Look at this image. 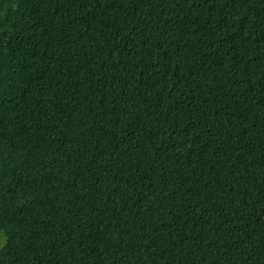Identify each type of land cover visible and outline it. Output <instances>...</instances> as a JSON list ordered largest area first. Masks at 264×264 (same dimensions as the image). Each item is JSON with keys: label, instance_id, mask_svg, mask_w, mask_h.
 <instances>
[{"label": "trees", "instance_id": "16d2710c", "mask_svg": "<svg viewBox=\"0 0 264 264\" xmlns=\"http://www.w3.org/2000/svg\"><path fill=\"white\" fill-rule=\"evenodd\" d=\"M0 264H264V0H0Z\"/></svg>", "mask_w": 264, "mask_h": 264}, {"label": "rangeland", "instance_id": "374dc122", "mask_svg": "<svg viewBox=\"0 0 264 264\" xmlns=\"http://www.w3.org/2000/svg\"><path fill=\"white\" fill-rule=\"evenodd\" d=\"M4 244V236L1 234L0 235V248Z\"/></svg>", "mask_w": 264, "mask_h": 264}]
</instances>
